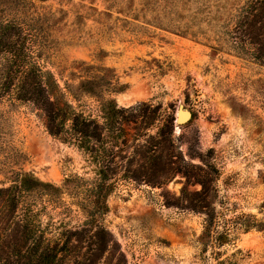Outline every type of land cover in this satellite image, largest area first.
I'll return each mask as SVG.
<instances>
[{"label":"rangeland","instance_id":"obj_1","mask_svg":"<svg viewBox=\"0 0 264 264\" xmlns=\"http://www.w3.org/2000/svg\"><path fill=\"white\" fill-rule=\"evenodd\" d=\"M33 1L41 21L48 20L41 64L59 87L55 101L97 117L99 104L84 97L76 103L69 86L99 76L114 85L112 92L125 87L112 94L120 107L152 103L176 118L183 105L193 119L175 122L172 138L175 162L183 157L189 165L190 191L201 190L192 184L202 175L197 168L206 170L202 160L219 172L208 195L217 233L228 235L225 246H203V215L167 206L181 195L183 176L163 188L119 176L105 219L113 245L101 264H264V67L182 35L190 0ZM8 106L0 102V186L12 169L57 186L75 175L93 179L83 155L49 133L41 111ZM63 201L69 212L48 205L45 219L79 226L82 212L70 197Z\"/></svg>","mask_w":264,"mask_h":264},{"label":"trees","instance_id":"obj_2","mask_svg":"<svg viewBox=\"0 0 264 264\" xmlns=\"http://www.w3.org/2000/svg\"><path fill=\"white\" fill-rule=\"evenodd\" d=\"M188 2L194 7L186 8L182 35L201 37L213 44L214 52H228L264 67V0ZM0 7V102L41 111L49 133L76 148L94 176L92 180L71 176L57 186L32 173L10 170L0 186V264H101L113 245L105 219L119 176L158 188L183 176L187 182L181 195L167 206L203 215V246L209 242L225 246L229 238L217 233L219 221L208 195L219 172L201 159L206 170L198 167L202 175L192 184L201 190L190 191L191 176L185 170L189 165L183 157L175 162L174 110L162 115V107L152 103L120 107L112 94L123 93L125 87L118 84L112 92L114 85L99 76L81 77L76 87L69 86L76 103L84 97L99 104L97 117L70 103L60 105L54 100L53 87L59 88L55 78L41 64L48 20L41 21L33 0H0ZM206 172L214 178L209 180ZM64 197H70L83 214L77 227L45 219L48 205L64 206L69 212ZM251 229L244 226L247 232ZM217 264L226 263L218 259Z\"/></svg>","mask_w":264,"mask_h":264},{"label":"water","instance_id":"obj_3","mask_svg":"<svg viewBox=\"0 0 264 264\" xmlns=\"http://www.w3.org/2000/svg\"><path fill=\"white\" fill-rule=\"evenodd\" d=\"M193 119V113L186 109L183 105L179 106L176 123L179 126L189 123Z\"/></svg>","mask_w":264,"mask_h":264}]
</instances>
